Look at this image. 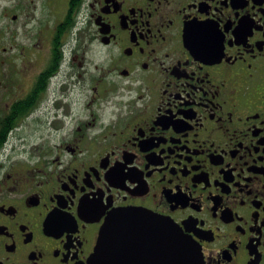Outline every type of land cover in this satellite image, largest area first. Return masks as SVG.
I'll return each instance as SVG.
<instances>
[{
  "label": "flooded vegetation",
  "instance_id": "flooded-vegetation-1",
  "mask_svg": "<svg viewBox=\"0 0 264 264\" xmlns=\"http://www.w3.org/2000/svg\"><path fill=\"white\" fill-rule=\"evenodd\" d=\"M40 1L0 0V25ZM65 1L0 82V264H90L127 209L200 264H264V0Z\"/></svg>",
  "mask_w": 264,
  "mask_h": 264
},
{
  "label": "water",
  "instance_id": "water-1",
  "mask_svg": "<svg viewBox=\"0 0 264 264\" xmlns=\"http://www.w3.org/2000/svg\"><path fill=\"white\" fill-rule=\"evenodd\" d=\"M122 217L125 219L122 221L126 223L125 228L118 229L116 220ZM155 221V217L145 211L127 209L112 213L101 229L90 264H105L103 261L106 264H132L129 261L131 258L132 261L137 260L138 264H200L194 241L190 237H185L181 229L170 221L165 224ZM138 222L143 224L141 228L135 226ZM137 230H141L142 234H138ZM117 233L122 235L118 236ZM112 235L116 236L115 240ZM136 239L147 241L139 244ZM120 240L126 243L119 245L117 242ZM125 256L129 258L126 260Z\"/></svg>",
  "mask_w": 264,
  "mask_h": 264
},
{
  "label": "rangeland",
  "instance_id": "rangeland-1",
  "mask_svg": "<svg viewBox=\"0 0 264 264\" xmlns=\"http://www.w3.org/2000/svg\"><path fill=\"white\" fill-rule=\"evenodd\" d=\"M53 1L54 0H41L37 2L34 6L26 5L27 8H24V12L19 14V21L17 24H14L9 17H3V23L0 25V29L4 30V33L0 30V59H16V61H12V65L19 64V60L23 61L22 65L25 64L23 67L24 70L21 68L16 69L11 64H1L0 65V82H4L10 84L11 86H16L19 84L18 77L20 76L21 71L24 73L28 72L30 74L29 69L32 68L33 63H31V56H33V44L35 43L34 38V31L35 28H41V31L44 29L45 26L51 23L54 19L53 17ZM62 6L67 7V2L62 0ZM27 3V1L25 2ZM9 14H15L16 11L14 9L7 10ZM29 19H34V25L30 28L27 32L25 27H30ZM28 23V25H26ZM40 28L37 29V32L40 31ZM41 34V32H40ZM37 36V35H36ZM39 38L42 39L41 48H44L47 45L46 36L39 35ZM22 48V49H21ZM35 51V50H34ZM23 53V54H22ZM32 65V66H31ZM0 88H2L0 86ZM23 134V133H22ZM21 134V135H22ZM37 136L32 135L31 142L35 140ZM13 142L16 143V149L12 150ZM13 142L9 144L8 151L12 155L11 159L14 161L28 159V154L23 152L20 148H18V139L15 137L13 138ZM24 149V148H22ZM31 154L38 155V151L33 149Z\"/></svg>",
  "mask_w": 264,
  "mask_h": 264
},
{
  "label": "trees",
  "instance_id": "trees-1",
  "mask_svg": "<svg viewBox=\"0 0 264 264\" xmlns=\"http://www.w3.org/2000/svg\"><path fill=\"white\" fill-rule=\"evenodd\" d=\"M70 5H72V2L70 3ZM70 5H69V6H70ZM71 18H72L71 14H68V15H67V20L70 21ZM70 23H71V21H70Z\"/></svg>",
  "mask_w": 264,
  "mask_h": 264
}]
</instances>
